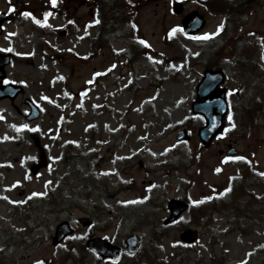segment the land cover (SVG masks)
Instances as JSON below:
<instances>
[{
	"label": "rangeland",
	"instance_id": "1",
	"mask_svg": "<svg viewBox=\"0 0 264 264\" xmlns=\"http://www.w3.org/2000/svg\"><path fill=\"white\" fill-rule=\"evenodd\" d=\"M46 1L0 0V11L11 14L0 35V52L14 54L6 79L24 87L16 99L0 100V264H81L90 257L82 249L88 238L104 236L122 243L116 231L120 204L149 195L158 198L154 210L159 216L141 235L147 242L155 228L166 231L153 248L154 264H241L257 246L254 259L257 264L264 262V227L245 223L240 231L237 224L228 222L232 216H217L213 226L221 233L213 247L208 243L211 232L202 226L192 225L201 232V240L191 249L181 246L177 223L163 229L171 199L182 198L186 191L192 202L200 201L228 188L236 168L231 159L225 160L229 156L218 154L221 149L233 144L238 156L256 165L257 174L264 172V117L242 129V138L225 134L208 149L199 143L197 130L202 121L194 115L192 103L206 65L201 53L205 39L195 37L214 33L216 22L191 36L183 31L181 20L193 9L202 13L194 0H145L135 7L128 5L126 18L138 27L134 47L141 48L132 76L122 57L132 46L123 39H114L112 49L88 59L93 52L89 36L101 33L102 28L91 3L64 0L69 19L56 16L51 5V13L40 18L41 4ZM180 3L183 12L178 14L173 6ZM33 17L46 19L47 24H37ZM45 26L51 30L44 31ZM255 28L264 33V25ZM261 32L252 37L254 43H259ZM224 86L233 101L238 80H227ZM28 99L38 107L39 118H27L31 112ZM227 120L229 127L231 120ZM25 124L27 128L17 131ZM182 128L190 133L189 141L177 139ZM69 144L79 153L74 167L58 161ZM179 149L183 159L176 160L179 169L174 171L165 163L175 159ZM35 165L39 169L33 173ZM59 188H64L65 195ZM74 191L80 192L75 197L83 203V195L93 193L91 204L103 211L87 213L72 202L60 203L71 200ZM52 193L61 195L54 214L50 212L55 207ZM32 199L39 210L32 216L34 230L28 232ZM190 215L188 211L181 219L188 220ZM83 217L93 220L89 227L82 226ZM67 219L76 233L53 246L56 226ZM68 250V255L60 257Z\"/></svg>",
	"mask_w": 264,
	"mask_h": 264
},
{
	"label": "trees",
	"instance_id": "2",
	"mask_svg": "<svg viewBox=\"0 0 264 264\" xmlns=\"http://www.w3.org/2000/svg\"><path fill=\"white\" fill-rule=\"evenodd\" d=\"M94 3L97 4L98 12L103 14L102 18V32L97 35V37H92L91 42L98 53L104 52L106 48H110L111 42L114 37L123 38L129 44L134 46V41L136 40L135 28L132 24L129 23L128 19H123L124 10L127 7L126 0H93ZM205 45H202V51L204 53ZM219 49V44H211L210 50L215 54V51ZM241 49L247 50L248 48L244 47V44L241 45ZM235 50H237V45L235 46ZM202 53V54H203ZM128 55L130 60L129 66L134 65V60L137 58V55L140 54V48L134 47L130 52L124 53ZM204 55V54H203ZM132 62V63H131ZM132 68V67H131ZM250 99H243L241 101V108H250L249 107ZM260 105V102H259ZM262 106V105H260ZM239 107V108H240ZM242 109L239 110L241 112ZM246 113V111H242ZM252 121V120H250ZM244 123L242 125L249 126L250 123L248 121L241 122ZM241 123L238 122L236 126H241ZM179 147V146H178ZM179 149L177 151L178 155L175 159L166 163V166L171 167L174 171L178 170L179 167H176L178 159H183L181 157L182 151ZM176 153V154H177ZM186 153V152H185ZM78 153H76L75 149H73L72 145H68L64 148L62 154L60 155V160H67L72 167L76 164V158ZM252 166V165H251ZM250 165L247 166V169L238 170V176L232 178V181L227 186V189H230L227 192L215 193L211 194L210 199L208 197L203 198L199 203L193 204L189 211L191 216L189 220H181L178 223V229H185L190 226V223H194L197 226H203L207 231L212 232V236L208 243L213 247L218 244L219 235L221 232H217L216 228L212 227L213 223H215L216 215H230L233 214V218L231 219L232 224H237V228L240 231L243 230L241 224H247V226L251 225L253 227L261 226L264 227V179L259 181H251L252 169ZM260 185L263 187V192L259 195L256 194L254 187ZM254 186V187H253ZM88 188V184L85 186ZM60 193H63L64 188H59ZM80 192H73V197L71 200L61 201L60 203L66 204L67 202H72L76 207H80L84 209L87 213H96L99 211H103V207L98 204H91L90 197L93 193L88 192L86 195H83L85 199L83 203L80 201L79 197H75ZM51 202L55 205L56 200L60 198V194L52 193L51 194ZM75 197V198H74ZM74 199V200H73ZM158 198L153 195H149L144 200H136L131 203L122 204L121 209L118 211V221H117V234H120L121 240L125 235L131 234L134 231H141L145 228V226L149 224H153L159 213L155 212L154 207L155 202H157ZM30 207L32 208V215L37 213L39 206H37V202L35 200H29ZM164 208V207H162ZM52 213H56V207L50 210ZM104 213V212H103ZM100 217L101 213L95 214ZM27 229L31 230V219L28 218ZM165 230V229H164ZM166 231H159L158 228L152 232L153 238H150L148 242L144 245V247L140 250L138 254L133 256L124 255L123 261H119L116 264H153L152 259L154 256L156 257V253L153 252V248H157L158 238L160 235L165 234ZM222 235V234H221ZM181 246H184L181 244ZM187 248H194V245L186 246ZM82 249L88 251L90 253V257L87 260H83L81 264H97L94 259H96L95 254L90 250L86 249L85 245L82 244ZM259 250V246L254 248L251 253L248 255L247 259L243 262V264H257L254 256ZM70 250L65 253H61L60 257H64L68 255ZM215 259L216 263H219L218 260ZM97 260V259H96ZM66 261V260H65ZM62 262V261H61ZM81 262V261H80ZM164 264L166 262L164 261ZM223 264V263H220ZM238 264V263H236ZM242 264V263H241ZM261 264H264L262 262Z\"/></svg>",
	"mask_w": 264,
	"mask_h": 264
},
{
	"label": "water",
	"instance_id": "3",
	"mask_svg": "<svg viewBox=\"0 0 264 264\" xmlns=\"http://www.w3.org/2000/svg\"><path fill=\"white\" fill-rule=\"evenodd\" d=\"M177 12L182 11L181 7L175 8ZM4 18L0 16V33H2L1 24ZM183 27L186 32L194 33L203 28L205 24L204 17L199 15L198 11H193L191 14L183 18ZM11 59V54H1L0 53V99H5V97H10L11 99L17 98V95L22 92L23 88L19 85H13L11 82L3 84V78L6 76L5 66L9 64ZM204 77L198 84V95L197 100H195L192 109L194 113H199L204 116L206 125L199 129V136L201 143L206 147L210 146L212 140L219 135L221 130L225 126V117L229 110L227 97H225V88L219 86L224 80L225 75L220 70H205ZM29 105L32 107V112L29 114V119L33 120L38 118L39 109L34 103L28 100ZM191 137L187 133V130H182L178 134V139H187ZM228 153H235V150H231ZM39 167L36 165L33 167V172ZM169 211H171L170 216L164 221L167 225L169 223L178 220L181 214H183L188 209V204L181 199H172L169 202ZM84 226H88L91 223L90 218H83L81 220ZM56 234L54 236L53 244L57 245L59 242L63 241L67 235L74 233V228L71 227L70 222L63 221L57 227ZM198 232L196 229H187L181 234V239L187 243L191 244L198 238ZM142 242L141 236L134 233L125 239V250L130 254H135L140 249V244ZM87 247L96 251L99 256L103 259L118 260L122 248L117 244H114L109 239L104 237H93L87 241Z\"/></svg>",
	"mask_w": 264,
	"mask_h": 264
},
{
	"label": "flooded vegetation",
	"instance_id": "4",
	"mask_svg": "<svg viewBox=\"0 0 264 264\" xmlns=\"http://www.w3.org/2000/svg\"><path fill=\"white\" fill-rule=\"evenodd\" d=\"M202 13L207 25L214 21L216 25H223L214 30L215 35L207 41H221V46L228 43L230 48L233 41H249L261 31L255 26L264 25V0H199ZM250 29H247L248 26ZM254 26V27H252ZM258 49L248 51L218 52L215 67L221 69L227 80H238L239 93L234 95L237 105L243 99H251L264 86V33L261 32ZM211 34V33H209ZM211 56V53H209ZM213 66V65H212ZM213 68V69H216ZM239 76V77H238Z\"/></svg>",
	"mask_w": 264,
	"mask_h": 264
},
{
	"label": "snow or ice",
	"instance_id": "5",
	"mask_svg": "<svg viewBox=\"0 0 264 264\" xmlns=\"http://www.w3.org/2000/svg\"><path fill=\"white\" fill-rule=\"evenodd\" d=\"M56 2H57V0H51V3L53 4V5H55L56 4ZM130 2H131V0H130ZM9 11H14V9L13 8H10L9 9ZM24 15L25 16H31L32 14L31 13H24ZM49 15V13H45V17H47ZM33 19H34V22L35 23H37V24H44V25H46L47 24V20L45 19L44 21H40V20H36L34 17H33ZM99 21H96V23H98ZM133 27H135V25H133ZM223 28V25L221 24V25H219L218 26V30L219 29H222ZM173 32H176V31H182V29H173L172 30ZM216 33H211V34H209V33H205V34H203V36L202 37H195V38H197V39H209L211 36H213V35H215ZM140 43H145V41H140ZM113 67H115V65H113ZM5 83H7V81H5ZM3 117H0V119H2ZM229 119H231V117H229ZM15 127V126H14ZM28 127V125H20L19 127H17V131H20L22 128H27ZM167 151V150H166ZM153 155H155V153H153ZM228 159H235V160H244V159H246L245 157H240V156H237V157H225V160L227 161ZM216 171L217 172H219L220 171V169L218 168V169H216ZM260 175H262V176H264V172H261V173H259ZM17 183H19V181L17 182ZM50 183V182H49ZM230 189H225V192H227V191H229ZM46 193H33V195H45ZM223 194V193H222ZM5 199H7V197H4ZM211 197H208V199H210ZM13 203H19V201H13ZM193 203H199V201H193ZM37 264H43V262H37ZM242 264H243V262H242Z\"/></svg>",
	"mask_w": 264,
	"mask_h": 264
}]
</instances>
